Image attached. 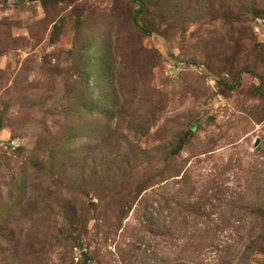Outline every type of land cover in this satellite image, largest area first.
Returning a JSON list of instances; mask_svg holds the SVG:
<instances>
[{
    "label": "rangeland",
    "instance_id": "1",
    "mask_svg": "<svg viewBox=\"0 0 264 264\" xmlns=\"http://www.w3.org/2000/svg\"><path fill=\"white\" fill-rule=\"evenodd\" d=\"M0 264H264V0H0Z\"/></svg>",
    "mask_w": 264,
    "mask_h": 264
}]
</instances>
